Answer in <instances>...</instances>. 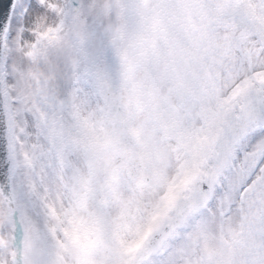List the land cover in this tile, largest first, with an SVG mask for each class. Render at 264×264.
Returning a JSON list of instances; mask_svg holds the SVG:
<instances>
[{
  "label": "snow or ice",
  "instance_id": "obj_1",
  "mask_svg": "<svg viewBox=\"0 0 264 264\" xmlns=\"http://www.w3.org/2000/svg\"><path fill=\"white\" fill-rule=\"evenodd\" d=\"M0 264H264V0H0Z\"/></svg>",
  "mask_w": 264,
  "mask_h": 264
}]
</instances>
